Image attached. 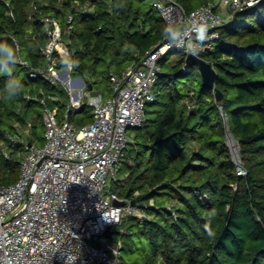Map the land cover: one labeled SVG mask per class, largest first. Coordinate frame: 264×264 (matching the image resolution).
<instances>
[{
    "label": "trees",
    "instance_id": "16d2710c",
    "mask_svg": "<svg viewBox=\"0 0 264 264\" xmlns=\"http://www.w3.org/2000/svg\"><path fill=\"white\" fill-rule=\"evenodd\" d=\"M178 1L192 11L209 0ZM70 14L74 19L68 23ZM45 16L55 17L62 28L73 74L85 77L89 88L106 97L112 94L111 73L122 75L138 54L167 39L165 21L151 0H0V43L12 45L17 55L15 38L31 66H47L40 50L47 42ZM171 51L160 60L162 73L146 120L133 129L131 146L111 178L114 194L142 208L141 215L126 217L118 228L123 230L118 233L121 250L139 255L128 262L123 254L121 260L264 264V0L236 11L220 27L215 48L202 55L217 71L222 101H216L215 90L203 84L202 75L194 78L196 66L186 71L183 51L169 61ZM28 71L18 63L12 67L11 78L23 85L13 98H5L9 76L0 73L3 185L20 175L22 154L17 157L15 145L27 151V146L44 143V105L24 94L45 97L60 118L68 112L63 85L30 78ZM93 119L87 105L69 111V120L78 127ZM228 135L238 143L245 175L237 172ZM213 210L215 217L209 215ZM143 241L150 244L149 251L139 250Z\"/></svg>",
    "mask_w": 264,
    "mask_h": 264
},
{
    "label": "built area",
    "instance_id": "2783aa9c",
    "mask_svg": "<svg viewBox=\"0 0 264 264\" xmlns=\"http://www.w3.org/2000/svg\"><path fill=\"white\" fill-rule=\"evenodd\" d=\"M260 1L209 0L187 11L178 0H151L165 21L167 39L138 54V61L122 75L111 73L112 94L108 97L89 88L85 77L73 75L72 53L55 17L45 16L42 20L47 42L40 50L47 66H31L20 55L14 38L16 63L29 68L30 78L43 77L51 84H63L69 102L68 112L60 118L57 108L49 107L45 97L24 94L25 99H38L44 105L45 141L42 146H27L18 180L0 183V264L122 261V241L116 233L123 230L114 231V227L128 216L141 215L142 208L140 203L114 194L111 178L132 141L128 131L146 120L147 105L155 98V85L162 73L161 58L170 50L202 57L215 48L220 27L236 11ZM73 19L70 14L68 23ZM198 29L206 30L203 41L197 38ZM84 105L92 109L94 119L78 127L69 120V111ZM29 127L30 123L26 133ZM4 153L9 157L6 149ZM237 156V172L245 175L239 150ZM114 199L123 204H114ZM109 226L111 238L104 235Z\"/></svg>",
    "mask_w": 264,
    "mask_h": 264
},
{
    "label": "clouds",
    "instance_id": "9594fccd",
    "mask_svg": "<svg viewBox=\"0 0 264 264\" xmlns=\"http://www.w3.org/2000/svg\"><path fill=\"white\" fill-rule=\"evenodd\" d=\"M205 29H198L197 38L201 41L205 39ZM16 50L12 45L7 43H0V73L7 74L9 76V80L6 82L4 93L5 98H13L20 94L23 85L20 81L12 79V67L16 64ZM211 217L216 216V211L213 210L209 213ZM209 235H212L209 232Z\"/></svg>",
    "mask_w": 264,
    "mask_h": 264
},
{
    "label": "water",
    "instance_id": "95a60500",
    "mask_svg": "<svg viewBox=\"0 0 264 264\" xmlns=\"http://www.w3.org/2000/svg\"><path fill=\"white\" fill-rule=\"evenodd\" d=\"M193 66L199 68V71L202 75L203 84L206 87L215 90L216 101H222L224 96L219 89H216L215 82L217 78V71L215 67L212 65V63L208 62L204 57L196 56L194 54H188L186 56V64H185L186 71H189ZM114 204L121 205L123 204V202L120 201L119 199H114ZM104 235L109 238L113 236V231L111 226L107 228ZM118 264H127V263L125 261H121Z\"/></svg>",
    "mask_w": 264,
    "mask_h": 264
},
{
    "label": "rangeland",
    "instance_id": "374dc122",
    "mask_svg": "<svg viewBox=\"0 0 264 264\" xmlns=\"http://www.w3.org/2000/svg\"><path fill=\"white\" fill-rule=\"evenodd\" d=\"M180 55V52L178 51V50H173V51H171L169 54H168V56H167V59L169 60V61H172V60H174L175 58H177L178 56ZM74 75V74H73ZM75 76V75H74ZM192 78L193 77H190L189 79H191L192 80ZM194 78L195 79H201V74H200V71H199V69L198 68H196L195 67V69H194ZM187 78H184V80L185 81H188V80H186ZM191 82V81H190ZM63 85V84H62ZM77 91V90H76ZM128 133H129V135H133L134 134V131L133 130H129L128 131ZM42 140L43 141H45V135H44V133L42 134ZM226 142H227V144H228V146L230 147V149H231V152H232V156H233V159L235 160V159H238V156H237V154H238V150H239V148H238V143H237V141L236 140H234L230 135H228L227 136V139H226ZM38 143V141H36V144ZM44 144V143H43ZM131 145H129V147H130ZM14 150H16L15 152H16V155H17V157L19 158V155H21L22 154V158L25 156V154L27 153V151H25L24 150V147L21 145V144H16L15 145V147H14ZM118 226H115L114 227V231H117L118 230ZM116 236H118V234L116 233ZM138 240H139V238H138ZM139 250L140 251H149L150 250V244L149 243H147L146 241H143V242H141L140 244H139ZM126 255V257H127V259H128V262H131L132 260H135L137 257H138V255H139V251H137V253L136 254H128V253H126L124 250L122 251L121 250V253H120V256H122V255Z\"/></svg>",
    "mask_w": 264,
    "mask_h": 264
},
{
    "label": "bare ground",
    "instance_id": "6f19581e",
    "mask_svg": "<svg viewBox=\"0 0 264 264\" xmlns=\"http://www.w3.org/2000/svg\"><path fill=\"white\" fill-rule=\"evenodd\" d=\"M231 136V135H230ZM232 137V136H231Z\"/></svg>",
    "mask_w": 264,
    "mask_h": 264
}]
</instances>
